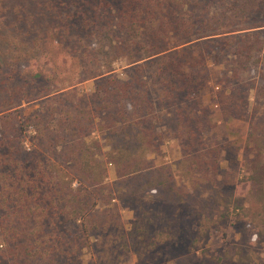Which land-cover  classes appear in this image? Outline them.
<instances>
[{
	"label": "trees",
	"instance_id": "trees-1",
	"mask_svg": "<svg viewBox=\"0 0 264 264\" xmlns=\"http://www.w3.org/2000/svg\"><path fill=\"white\" fill-rule=\"evenodd\" d=\"M31 1V22L18 16L25 24L22 48L9 52L50 53L52 46L79 51L90 68L78 83L94 79V86L81 94L73 87L77 82L52 85L51 73L35 72L30 64L7 69L14 56L5 62L0 46V238L15 264L43 257L57 231L48 227L83 221L117 195L193 203L196 197L173 167L151 158L165 139L156 129L158 109L171 107L177 116L184 175L195 186L202 180L207 190L215 189L220 152L204 138L207 117L199 105L207 79L201 72L210 62L237 65L221 92L229 104L243 93L240 73L256 65L264 44V0ZM18 25L10 24L15 35ZM104 43L131 64L127 78L99 71ZM33 101L39 109L25 116L22 103ZM29 125L36 133L30 149ZM255 168L253 188L263 192L264 163Z\"/></svg>",
	"mask_w": 264,
	"mask_h": 264
},
{
	"label": "rangeland",
	"instance_id": "rangeland-1",
	"mask_svg": "<svg viewBox=\"0 0 264 264\" xmlns=\"http://www.w3.org/2000/svg\"><path fill=\"white\" fill-rule=\"evenodd\" d=\"M31 5V0H0V46L6 50L5 62L14 56L7 69L20 70L30 64L35 72L51 73L52 85L77 82L73 87L81 94L91 91L94 79L78 83L86 75V68H90L85 54L79 51L69 53V49H64L65 54L52 46L50 53L40 50L29 53L25 49L20 57L9 52L22 48L25 24H21L18 16L26 23L31 22ZM12 22L19 23L16 35L10 27ZM70 34L74 40L78 38L76 31ZM262 46L255 57L256 65L240 73L243 93L229 104L224 102L221 92L226 74H234L237 65L229 61L210 62L201 72L200 78L207 79L199 105V111H205L207 117L203 122L204 138L207 147L220 152L213 178L215 189L207 190L202 180L195 186L184 175L186 167L179 163L184 142L177 135V116L171 107L158 109L156 129L165 139L151 158L157 164L173 167L178 182L186 184L196 197L193 203L175 205L117 195L116 200L100 202L83 221L48 227L57 231L51 233L50 244H45L46 253L41 251L43 257H32L24 264H264V191L257 193L253 188L256 182H252L255 164L264 163ZM99 48V71L127 78L131 66L127 59L117 55L108 43ZM3 63L0 59V64ZM230 105L232 111H228ZM21 107L23 114L29 116L39 109L40 103L23 102ZM35 134L32 125L26 127L28 149ZM114 179L115 171L110 168L108 181ZM258 184L264 187V179ZM30 225L31 229L33 224ZM51 250H55V257L47 256ZM0 264H15L2 238Z\"/></svg>",
	"mask_w": 264,
	"mask_h": 264
}]
</instances>
